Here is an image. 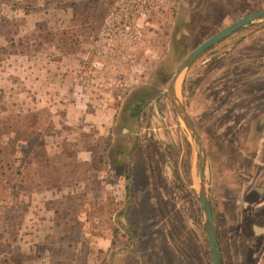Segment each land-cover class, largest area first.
I'll use <instances>...</instances> for the list:
<instances>
[{"label":"rangeland","instance_id":"obj_1","mask_svg":"<svg viewBox=\"0 0 264 264\" xmlns=\"http://www.w3.org/2000/svg\"><path fill=\"white\" fill-rule=\"evenodd\" d=\"M121 1L0 0V119L26 132L0 136L17 186L0 192V264H211L197 148L167 87L264 0ZM249 62L260 79L243 76ZM176 89L222 264H264V19L201 53ZM35 138L49 184L31 172Z\"/></svg>","mask_w":264,"mask_h":264},{"label":"water","instance_id":"obj_2","mask_svg":"<svg viewBox=\"0 0 264 264\" xmlns=\"http://www.w3.org/2000/svg\"><path fill=\"white\" fill-rule=\"evenodd\" d=\"M261 19H264V8L239 18L238 20L225 26L215 34L211 35L210 37L202 41L199 45H197L193 50H191L187 54V56L184 58L179 68L177 69V71L171 76L167 87V94L173 104L175 113L177 114V116L179 117V119L181 120L187 131L189 132L190 137L192 138L197 148V155L199 159V169H198L199 184H198L197 196H198L200 211L204 218L203 225L207 237L208 254L211 264H221V257H220L219 245L217 240L216 226L213 220L211 207L206 190V183H205L206 156L204 153V148L200 136L192 120L190 119L188 113L186 112L184 106L178 99L176 87L181 73L186 68H188L201 53H203L204 51H206L216 43L220 42L224 38L228 37L235 31L247 26L248 24L254 21Z\"/></svg>","mask_w":264,"mask_h":264},{"label":"trees","instance_id":"obj_3","mask_svg":"<svg viewBox=\"0 0 264 264\" xmlns=\"http://www.w3.org/2000/svg\"><path fill=\"white\" fill-rule=\"evenodd\" d=\"M106 10L103 8L101 15L105 14ZM96 15V14H95ZM29 118L28 115H26ZM7 123L4 119H0V136L4 130L15 132L22 139L25 137V130L21 126L12 127V124ZM4 125V126H3ZM29 137V136H28ZM30 164L32 165L31 172L34 173L38 178L42 179L49 184L52 180L51 176V164L46 153L45 143L42 138H35V142L30 144ZM22 185V182H20ZM17 188L16 184L12 182L10 175L6 174V171L0 166V192L6 189L15 191ZM222 264V261H221Z\"/></svg>","mask_w":264,"mask_h":264},{"label":"flooded vegetation","instance_id":"obj_4","mask_svg":"<svg viewBox=\"0 0 264 264\" xmlns=\"http://www.w3.org/2000/svg\"><path fill=\"white\" fill-rule=\"evenodd\" d=\"M236 32V31H235ZM256 63V62H254ZM245 67L248 69V70H245L244 72H242L244 75L245 78L249 77V78H253V79H260L262 77L261 74H252V70H253V67H255V64H253L252 62H249L247 64H244ZM241 70H242V66H240ZM241 73V75H242ZM238 75V74H237ZM260 194H264V188H263V191H259Z\"/></svg>","mask_w":264,"mask_h":264},{"label":"built area","instance_id":"obj_5","mask_svg":"<svg viewBox=\"0 0 264 264\" xmlns=\"http://www.w3.org/2000/svg\"><path fill=\"white\" fill-rule=\"evenodd\" d=\"M121 2L122 1L120 0V3ZM124 18H127V15L122 10H120V19L123 20ZM124 29H126L128 32L132 31V27L129 22L122 21V23L120 24V32H123Z\"/></svg>","mask_w":264,"mask_h":264}]
</instances>
